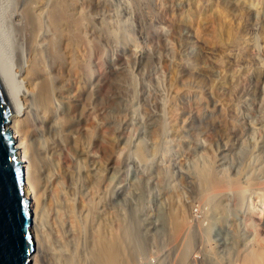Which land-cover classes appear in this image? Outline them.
Returning <instances> with one entry per match:
<instances>
[{"label": "rangeland", "instance_id": "obj_1", "mask_svg": "<svg viewBox=\"0 0 264 264\" xmlns=\"http://www.w3.org/2000/svg\"><path fill=\"white\" fill-rule=\"evenodd\" d=\"M77 1L101 79L90 81L87 52L69 85L115 148L101 204L115 224L114 264H242L263 252L264 0ZM95 190L83 180L76 200L94 206Z\"/></svg>", "mask_w": 264, "mask_h": 264}, {"label": "bare ground", "instance_id": "obj_2", "mask_svg": "<svg viewBox=\"0 0 264 264\" xmlns=\"http://www.w3.org/2000/svg\"><path fill=\"white\" fill-rule=\"evenodd\" d=\"M12 1H0V47L28 95L27 112L15 114L10 128L19 143L35 208L32 233L36 255L32 264H88L83 244L88 235V217L95 218L98 213L99 227L94 226L97 229L91 235L90 250H87L91 264H114L115 224H109L114 214L104 223L106 217L101 204L102 182L108 181L111 187L115 184L112 177L107 178V174L116 169L115 148L111 141L102 139L105 123L96 120L93 127L97 132L91 131L88 123L92 117L85 101L87 94L72 92L69 85L73 79L81 78L76 74L69 81L73 63L77 71L79 68L86 71L89 60L84 56L87 52L96 68L89 80L99 82L101 66L97 65L102 56L95 48L97 45L87 43L79 33L83 20L74 15L79 1L15 0V6ZM15 32L20 34V41L16 42ZM156 36L164 42L168 39L163 28ZM16 57L19 59L17 68L14 66ZM96 87L98 92L99 86ZM219 178H216L218 183L227 184ZM110 179L114 183L109 182ZM83 180L96 189L91 202L94 206L85 207L76 200ZM242 195H245L243 189L239 197ZM263 252L256 251L252 257L246 254L242 264H263Z\"/></svg>", "mask_w": 264, "mask_h": 264}, {"label": "water", "instance_id": "obj_3", "mask_svg": "<svg viewBox=\"0 0 264 264\" xmlns=\"http://www.w3.org/2000/svg\"><path fill=\"white\" fill-rule=\"evenodd\" d=\"M27 91L0 47V264H32L35 208L10 123L27 112Z\"/></svg>", "mask_w": 264, "mask_h": 264}]
</instances>
